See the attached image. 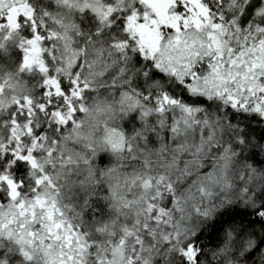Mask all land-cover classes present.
Wrapping results in <instances>:
<instances>
[{"label": "snow or ice", "instance_id": "snow-or-ice-1", "mask_svg": "<svg viewBox=\"0 0 264 264\" xmlns=\"http://www.w3.org/2000/svg\"><path fill=\"white\" fill-rule=\"evenodd\" d=\"M0 264H264V0H0Z\"/></svg>", "mask_w": 264, "mask_h": 264}]
</instances>
